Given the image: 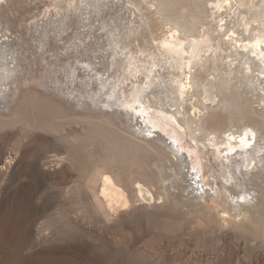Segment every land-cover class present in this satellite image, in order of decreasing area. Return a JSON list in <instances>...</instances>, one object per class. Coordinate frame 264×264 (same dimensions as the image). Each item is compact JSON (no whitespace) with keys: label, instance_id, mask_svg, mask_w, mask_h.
<instances>
[{"label":"rangeland","instance_id":"obj_1","mask_svg":"<svg viewBox=\"0 0 264 264\" xmlns=\"http://www.w3.org/2000/svg\"><path fill=\"white\" fill-rule=\"evenodd\" d=\"M6 1L7 2L0 0V16L3 17H0V37L4 39L9 31L7 37H10V41L12 40L11 42H14V47L11 46L10 49L12 50L7 51L5 55L0 52V86H3H1L0 93L4 90V95L0 94V115H3L2 118H4L3 120L6 122L5 124L2 121V124H5L4 126L0 124V264H264V205L261 206L259 204L260 201H258V196L255 198L252 195L258 190L256 189L257 186L253 189V184L251 185L252 189H250V187L248 190L246 188L249 187V185H247V187L241 186V188H236L231 191V193H224V191L219 188H217L218 191H216L217 184H223L224 182L231 184L232 177L227 174V171L229 173V168L227 170L220 164L219 167L210 170L209 167L211 164L207 163L204 158V160H201L202 153H199L201 152L200 145V148H197L196 144L198 143H196V141L194 142L190 140L189 137L187 138V136L184 137L183 135V132L185 134V132L188 131L187 129H190L189 132L196 133L197 135L199 133L198 138L200 137L203 139L209 131L211 132L213 130H206L207 133L206 131L202 132V130H199V125L201 124L199 119H194L195 121L193 120V123L190 122L188 125L190 128L185 121H182L181 124L174 122L176 118H178V113H176V111L174 113L172 110L179 109V107L182 108L181 112L184 113V116H194L197 114L195 116L198 117L197 108L201 105L200 103L203 101L204 97H202L201 91L197 90L190 82V84L186 83L187 86L189 85L187 88H193L198 91L199 94L190 88L189 93L187 89L178 88L179 82L177 83L176 81H179V79L181 80V78L183 82L187 81L184 79L185 77L188 79V77L185 76L187 70L185 73L183 69L181 71V69L177 68V71L176 67L173 66L174 62L172 61H174V59L171 57V54L168 55L169 57H167V59L166 54L168 53L160 47L161 45L158 46L159 48L157 45L160 44L159 42H161L162 39H167V36L170 35H173L177 40H179L181 36L183 40L187 37L188 41L192 35L187 36V33L183 30L181 31L186 33V35L181 34L180 30L179 32L177 31L180 36L173 31L177 34L175 35L169 25L168 28H171L169 29L171 32L167 33L169 30L165 32L166 30H164V27L168 29L165 24L167 21H165L163 15L156 13V6H154L153 1L150 2V0H130L129 2L128 0H112V4L110 3L111 0H87L90 3L86 0ZM212 1L213 0L208 1V8H210L207 9V15H212V18L208 17V19H210V22L213 20V23L209 22V24L206 22V19V23L203 22V28L201 26L202 29L199 27L201 29V32L199 31L201 35L197 33L195 34L196 37H194L200 39L201 36L203 38L206 33H208V35H206L207 38L210 35L209 39H211L209 41L211 44L209 46L210 51L208 50V52H210L211 55L215 51V47L217 46L216 43L220 39H222L220 41H223L224 38L225 41L228 40V34L230 35V40H228L229 43H239L243 47L238 44L237 50L244 49L247 51L246 44L236 40V35L238 31H242V28L244 32L248 25L257 24L260 21H257V19H260L259 14H254H257L258 11H256V9L261 6L260 4L264 6V0H247V2L245 0H243V2L239 0L238 3V0H227V4L221 9H216ZM240 1L241 5L242 3L244 4V7L246 6L245 3L248 4L249 2V8H247L245 12L243 11L245 14L247 13V19V16L244 15L243 17L241 13H239L240 15L238 16V9L240 7H238L237 4L240 5ZM139 2L141 5L138 4ZM213 2L216 3V0ZM254 3H256V5L258 3V5L256 6ZM87 5H89V7ZM226 5L229 6V8L226 7ZM250 5H253V7L256 6L257 8L255 7L254 9ZM263 6L262 9L264 8ZM105 7L108 8V11ZM251 8L254 11L252 16L250 14L252 13ZM248 9H251L250 12ZM101 10L104 11L102 12ZM84 12L86 15H84ZM100 12H102L103 15ZM152 13H155V15L158 14L164 19L162 20L159 16L154 19V14ZM213 13H215L216 16L213 15ZM233 13H235L236 16H233ZM262 13L264 12L262 11ZM71 14L74 15L72 16ZM150 14L152 16H150ZM229 15L230 17L232 15L233 18H229ZM4 16L6 19L8 17L9 22ZM68 16L69 18H67ZM257 16L258 18L255 20ZM14 17L15 19H12ZM220 17L223 18V21H221ZM226 17L229 20L233 19L239 21V24L233 20L229 21ZM252 17H254L255 23H249L251 22L250 20L253 21V19H251ZM145 18H149L147 22H144L146 21ZM243 19L246 23L243 22ZM148 20L151 21L149 22ZM154 20L159 22H155ZM162 21H164V23ZM227 22L231 23L229 24ZM160 24L162 26L164 25L163 28ZM205 24L207 28L208 26H211V28L209 27L210 29L208 28L207 30V28L204 27ZM222 24L226 26L229 24L230 26H228V29H230V32L232 31V34L227 33V35L221 38V35L224 33V30L221 31L220 28ZM233 24L236 26L232 30L231 26H233ZM244 24L245 27H243ZM145 26L148 28H145ZM154 27L158 32H154ZM5 29L8 31L6 32ZM147 29L150 30L148 31ZM205 31L207 32L204 33ZM162 33L165 35H162ZM150 35L152 36L151 39ZM155 35L156 37H154ZM159 36L161 38L163 36V38L161 39ZM194 37H192V39H195ZM154 39L155 41H153ZM168 39L170 38L168 37ZM187 39L185 41H187ZM233 40L235 43H233ZM188 41L183 42L189 45L194 42V40L191 41V43ZM178 42L181 41L179 40ZM228 42H226V44L222 43L223 46L225 47L226 45L225 48H228V53H231L232 50L234 52V47L236 48L237 44L232 45L228 44ZM188 44L185 47H188ZM250 44L252 45V43ZM183 45L185 44H182V46ZM149 46H153L152 48L154 50ZM207 48L204 50L205 53L202 51V55L199 54L200 57H202L200 59L205 58V54L206 57H209L210 53L207 54ZM156 50L157 52L159 51V53H157ZM217 50L218 49H216V51ZM152 52H156L160 57H158L156 53L154 55ZM164 53L165 57L163 56ZM214 53L212 56H214ZM9 57L16 59L14 62L18 63V70L15 75L8 80L4 77L3 69L7 66V62L10 59ZM154 57L155 60H153ZM162 57H164V60H172L170 61L172 63L164 61L165 63L169 62L170 67H167L168 63L165 66L164 62L162 61V63L160 61ZM229 58L232 59L231 57ZM200 59H196L197 63L201 61ZM157 60L159 61L157 62ZM154 61H156V64ZM146 64L147 66H145ZM171 65L175 73L173 70L169 69L172 67ZM139 66L141 68L145 67L143 71L148 75L146 73V75L143 74ZM150 66L153 69L150 68V70ZM244 66H247L246 63ZM147 68L149 71L146 70ZM175 70L177 73L181 72L180 74H183L182 76L179 74L181 78H179L180 76ZM244 70L245 69H243V71ZM149 72L151 75H149ZM240 73L238 76H240ZM259 74L260 75L256 78L258 82L260 79L262 80L264 76V73ZM138 75L140 76L138 77ZM170 75L172 76V83ZM150 78L152 80H150ZM242 78L243 76L241 77V81H243L239 86L241 89H245L244 86L246 84L249 86V84L246 83V79L244 80ZM6 80L8 81L6 82ZM175 82L178 86L175 85ZM170 84H172V86ZM259 85L261 86L262 84ZM248 86H246V88ZM34 89H40L39 91L43 93V95L50 98L53 97L54 103H57V105H54L56 111H53V115L52 113L47 114L49 115L47 117L50 118L49 121L46 120L45 116V123L48 122V124L46 123L47 125L40 126L39 128L38 126L34 128L33 125L36 115L28 116L30 114L33 115V112H29L24 116L23 112H18L14 109L15 107L12 106L15 99L20 98V96L22 98V94H25V92H34ZM176 89H179L178 92H176ZM182 89L183 91H181ZM185 91H187L186 95L182 94L185 97L182 96L181 98L179 96L181 94L179 93ZM177 95L179 96V100ZM172 96L175 97L173 98ZM126 97H128V100ZM133 99L136 100L134 101ZM141 99L144 101L143 104ZM181 99L184 100L185 103H183ZM180 103L181 106H178ZM148 104H150V106ZM140 105H143V111L145 109H149V111H144V114V112L141 111ZM160 108L164 111L161 110L162 112H160ZM184 109L189 110L187 112V110L185 111ZM14 110L19 115L23 113L21 118H19L20 116H17L18 119L15 118L16 115H14ZM166 110L168 112H165ZM172 112L173 114H171ZM186 112L188 114H186ZM88 113H90V115ZM50 114L52 117H50ZM94 114L98 116L101 115L100 117L103 118H106L105 115H108L107 119L110 118L109 123H116L110 125L113 129H118L119 124L120 127L123 125L126 129L130 127L129 130L137 131L136 133L138 136L142 135L141 137L146 136L151 138L149 140L150 143L153 144L155 141L153 140L154 142H152V138L154 139V136H156L158 132L167 138H170L173 134L172 136L174 138L171 136L172 139H176L179 145H182L181 153L175 152L179 153L177 157L183 158V155H181L182 151L183 153L185 152L184 154L190 153L191 157L186 158V161L185 158L183 160L181 158L174 159L172 158L175 156L174 153H171V157L167 156L170 154L167 153V158H163L167 163L166 166H168L164 169V171H166L164 173H167L165 179H168L166 185L170 187L168 188L169 192L171 191L170 194L174 191L171 196L167 194L162 197V194L160 195V193H162V188L158 186L159 184H156L155 187H151L154 189L153 192H157L154 193L155 197L158 196L156 199L151 200L142 199L135 191H132L134 189L131 188L130 205L127 207H120L115 213L113 212L114 214L111 213L110 220L106 219L102 212L98 210V207L96 208V203H93L95 199L93 196V188L89 181L91 174H89L88 171V163H92L94 159L90 154L95 155L96 153H102V142H100L99 139L98 141H96L97 139H92L90 141L88 140L89 143H87V140L83 139H89L88 136H90V133H87V130H89L88 123L90 124V122L88 121L90 118L89 116H96ZM79 115H83L81 117L84 118L80 119ZM85 116H87L88 123L84 121L86 118ZM157 116L161 118L159 119ZM163 117L166 118V122ZM154 118L159 120H155ZM169 118H172L171 121ZM12 119L16 120L10 122L9 120L12 121ZM31 119H33V121ZM145 119L150 122H147ZM160 121L162 122L160 123ZM106 123L107 122H105V125L109 127V124ZM171 124H174L173 126L175 128ZM252 124H254L252 121L246 120L238 125L240 130H237V127H233V129L236 130L235 132L238 131L239 134L245 133L246 135L245 131L250 132L247 134V136L251 134V138L248 137L250 143L253 145L254 143L259 144V141L256 142L258 140L257 136L259 135L258 130L256 132L254 128H251V126L253 127ZM167 125L173 128H169ZM115 126L116 128H114ZM123 126L121 128H123ZM167 128H169L168 131ZM173 129H175L174 132ZM228 129L225 131L227 134L230 132ZM243 129H245V131H242ZM251 129L255 130V132L251 131ZM170 132L171 134H169ZM78 134L80 136H78ZM253 134L255 135L253 136ZM200 135H202V137ZM80 139L84 140L83 144L86 141L84 147L83 144L80 143L82 142ZM170 139H167L168 142L172 140ZM173 140L171 142L177 144V142ZM77 141H79L80 144ZM91 141H94L97 145L95 144V146ZM187 141H193L191 142L193 145L191 143L190 145ZM186 143L188 144L186 145ZM89 144H92L93 148L92 145L88 148ZM263 144V141L262 145L261 143L259 144V147H263L262 154L261 152L256 154H261V159H264ZM73 149H77L75 151V156L78 154L80 156H77L78 159H76L80 161H75V163H73L72 161L74 160L70 158V155L74 153L72 152L74 151ZM238 149L240 148L238 147ZM77 151H79V153H77ZM131 151H133V149H131ZM237 151H232L231 155L229 154L230 151L225 150L223 153H217V157L222 159L224 163L225 161H230L228 157H238L237 159H241L240 156L234 154V152L238 153ZM137 152H140L138 154L141 155V158ZM137 152L136 155H132L134 152H132V154L129 152L132 157L128 153V159L130 157H138V160L140 158L143 161L142 163L140 160L141 165L144 164V166L149 163L150 166L147 165L148 168L144 167L145 173H143V167L139 169V171L142 170V172H138L143 175L145 174L147 177H155V171L157 169L153 167L156 169H154V171L151 164L153 161L155 162V159H158V157L160 159L162 155L158 156L157 154L156 156L154 152H146L143 149ZM9 159L12 160V163L8 165L7 169L5 168L2 171L1 167L5 161ZM130 159L129 161L131 162L132 159ZM172 160H174V162L171 163ZM134 161L133 159V164H136ZM202 161H204L206 165H204ZM80 162L87 163L86 165H88V167L85 168L86 165L84 166V164H80ZM177 163L180 164L178 165ZM193 163L196 165L198 164V166L203 169L201 172V175H203L202 183L207 186V188L205 187L206 192L202 188V184H200L201 187L198 186L199 184H195L200 181V178H198L200 176L196 175L192 165ZM232 163L233 164L230 162V166L233 167H230V171L232 168L234 173L237 171L236 173L240 174L238 162H236L238 165L234 164L233 161ZM161 164L163 165V161ZM78 165L81 166V168H79ZM240 165H243L244 169L246 168L243 159ZM260 165L261 163L259 166ZM82 167L87 169V171H83ZM254 169L255 173L257 167ZM250 170L252 169L250 168ZM182 172L184 173L182 174ZM262 174H259V176L262 177ZM173 183H176L174 184V188ZM198 187L200 188L198 189ZM208 189H210L209 193H213V196L211 194H207L209 196L205 195L208 193ZM159 191L160 193H158ZM232 193H234L235 197ZM244 193L246 194L244 195ZM248 193H250V195ZM244 196H248V198ZM252 196L257 200L255 202L253 201V204L251 203L252 200H254ZM159 197L160 200H158ZM245 199L249 200L251 206L250 204L248 205V202L247 206L244 203L245 205L242 206L241 210H243L245 214L242 211L240 215L237 202H244ZM215 208L217 210H215ZM226 210L231 220L225 223L222 217L226 216ZM219 211L220 216H218ZM219 218L221 219L220 221L218 220ZM218 222L222 225L220 226L221 229L217 227L220 224H218Z\"/></svg>","mask_w":264,"mask_h":264},{"label":"bare ground","instance_id":"obj_2","mask_svg":"<svg viewBox=\"0 0 264 264\" xmlns=\"http://www.w3.org/2000/svg\"><path fill=\"white\" fill-rule=\"evenodd\" d=\"M4 2H7L6 0H3ZM87 1V0H86ZM130 0H128V2H129ZM151 1H153V4H154V6H156V9H157V12L156 13H158V14H160V15H163V17L165 18V21H167L165 24L167 25V28H168V25L172 28H168V29H165V27H164V30H166L165 32H167L169 29H171L172 30V32L173 31H175V33H178L179 32V30L181 31V30H183L184 32H186L187 33V36H191L192 35V37H194L195 36V34H197V33H199V31L201 32V29L203 28L202 26H203V22H205V20L207 19V21L206 22H210L209 20L210 19H208V17H211L212 18V15L211 16H208L207 14H208V12H207V9H209L208 8V1L209 0H150V2ZM213 1H215V0H213ZM212 1V3H214V7L216 8V9H221V8H223V6L225 5V4H227L226 2H227V0H219V1H217L216 0V3L215 2H213ZM246 2H247V0H245ZM250 1V0H249ZM258 1V0H257ZM88 2V1H87ZM86 2V3H87ZM107 2H109V1H107ZM112 2V0L110 1V3ZM115 2V1H114ZM211 2V1H210ZM230 2V1H229ZM239 2V0L237 1V3ZM242 2H243V0H242ZM254 2V1H253ZM252 2V3H253ZM256 2V1H255ZM1 3V2H0ZM3 3V2H2ZM59 3V2H58ZM88 3H90V2H88ZM87 3V4H88ZM106 3V2H105ZM245 3V2H244ZM259 3H261V2H259ZM112 4V3H111ZM114 4H116V3H114ZM138 4H140V2L138 3ZM137 4V5H138ZM152 4V5H153ZM246 4V8L244 7V4L242 3V5H241V1H240V5L239 4H237L238 5V7H240L239 9H238V16L240 15L239 13H241L242 15H243V17H244V15L245 16H247L244 12H245V10H247V8H249L248 7V5H249V2H248V4L247 3H245ZM255 5H256V3H254ZM82 5V4H81ZM96 5H98V4H96ZM103 5V4H102ZM105 5V4H104ZM120 5V4H119ZM141 5V4H140ZM139 5V6H140ZM212 5V4H211ZM231 5V4H230ZM254 5V6H255ZM257 5H258V3H257ZM256 5V6H257ZM261 6L259 7V8H261V9H256V11H258L257 12V14H254V15H258L259 14V18L260 19H257L258 18V16L255 18V20L257 19V21L258 20H260L257 24H251V25H248L247 26V28L244 30V32H243V28H242V31H236L237 32V38H236V40H238V41H240V42H242V43H245L246 44V47H247V51H245L244 49H239V50H237L238 48V44L237 43H235L234 42V40H233V43H235V44H237L236 45V48L234 47V52H233V50H232V52L231 53H228L227 52V49L228 48H225L226 47V45H225V47L223 46V44H226V42H228V40H230V38H229V34H228V40L227 41H225V38H224V40L223 41H225V42H223V41H220V40H222V39H220L216 44H217V48L215 47V51H216V49H218L215 53H214V56H212L213 55V53H212V55H211V53L210 52H208V50L210 51V48H209V46H210V39H209V37H210V35L208 36V38L206 37V35H208V33H206L207 31H205L204 33H206L205 34V36L202 38V36H201V38L199 39V38H195V39H197V40H195V39H192V37H190V39H189V41H190V43H191V41H193L194 40V42L192 43V44H188V43H184V42H187L188 41V39H187V37L186 38H184L185 40L187 39V41H185V40H183V37H182V40L184 41H182L181 40V37H179L178 39L181 41V42H178L179 40H177L176 38H174V36L173 35H170V36H167V39L165 38V39H162L163 38V36H162V38L159 36V38H161L162 40H161V42H159V43H157V44H159V45H157V47L158 46H160V47H162V49L163 50H165V52L166 53H168V54H166V58L167 57H169L168 55H170L171 54V57L174 59V61H172V60H164L163 58L165 57V53H164V57H162V60H160L161 62L163 61H172V62H174L173 63V66L174 67H176V69L177 68H179V69H181V71H182V69L184 70L183 72H185L186 73V70H187V73H186V75L185 76H187L188 77V79H189V81H188V79H186V77L184 78V76H183V78L185 79V80H187V81H182V78H181V76L183 75H181L180 73H177V71H178V69H177V71H176V73L180 76L179 78H181V80L179 79V81H176L177 83H178V85H179V87L178 88H184V89H187V91H188V93H189V90L190 89H192V90H194L193 88H187L188 86L186 85V83H191V84H193V86H195L196 88H197V90H199V91H201V93H202V97H204L203 98V101L200 103L201 105L199 106V108H197V111H198V117L197 116H195V115H197V114H195L194 116H187L186 114H188L187 112H188V110H187V112H186V116H184V113H182L181 112V110H182V108L181 107H179V109H174V110H172V111H174V113H175V111H176V113H178V114H180V115H178L177 114V117L178 118H176V120L174 121L175 123L177 122L178 124L180 123L181 124V122L182 121H185L186 123H187V126L189 125V123L190 122H192L193 123V120L195 119V120H197V119H199V121H200V128H199V130H202V132H205L206 130H213V131H209L208 133H207V131H206V133H207V135L206 134H204V133H202V134H204V135H206L203 139L202 138H198V135H199V133H198V135L195 133H193V132H189V130L190 129H187V127H186V129L188 130L187 132H185V134H184V132H183V135H184V137L185 136H187V138L189 137V139L190 140H193L194 142L196 141V143H198V144H196V146H197V148L199 147V145H200V150H201V152H199V153H202L201 154V156H202V158H201V160H206L207 161V163H209V164H211L210 165V167H209V169L210 170H213L214 168H216V167H219V165L220 164H222L221 166H224V168L225 169H227L228 170V168H229V173H228V171H227V174H229L232 178V180H231V184H227L226 182H224L223 184L221 183V184H217L216 186V191H218V189L217 188H219L220 190H222V191H224V193L225 192H230L231 193V191H233V190H235L236 188L238 189L239 187L241 188V186H246L247 187V185H249V187H245L247 190H248V188H250L251 187V185H253L252 187H253V189H254V187H256V189H258V190H256V192H254L252 195L255 197V198H257L256 196H258V201H260L259 202V204L261 205V206H263L264 205V159H261L260 157L262 156L261 154H262V146H260L259 147V144L261 143V145H262V141H263V143H264V76H263V78H262V80L260 79H258L259 80V82L257 81V76H259L260 74L259 73H264V13H262V11L264 12V8L262 9V4H260ZM68 6V5H67ZM88 7H89V5H87ZM109 6V5H108ZM107 6V7H108ZM111 6V5H110ZM251 6V5H250ZM255 6V7H256ZM86 7V6H85ZM88 7H87V9H88ZM225 7V6H224ZM226 7H228L229 8V6H227L226 5ZM232 7V6H231ZM236 7V6H235ZM251 7H253V5L251 6ZM255 7H253L254 9H255ZM264 7V6H263ZM110 8V7H109ZM257 8V7H256ZM62 9V8H61ZM84 9H86V8H84ZM105 9H107V11H108V8H106L105 7ZM155 9V10H156ZM213 9V8H212ZM235 9V8H234ZM237 9H236V11H237ZM252 9V8H251ZM251 9H248L249 10V12H250V10ZM4 10H5V8H4ZM89 10V9H88ZM149 10V9H148ZM102 12L104 11V10H101ZM236 11H235V13H236ZM244 11V12H243ZM259 11H260V13H259ZM87 12V11H86ZM91 12H92V10H91ZM102 12H100V13H102ZM217 12V11H216ZM220 12V11H219ZM248 12V13H249ZM253 9H252V13H250L251 14V16H252V14H253ZM81 13V12H80ZM105 13V12H104ZM235 13H233L234 15L233 16H236L235 15ZM12 14V13H11ZM64 14V13H63ZM89 14H90V12H89ZM152 14H154L153 15V17H154V19H156L157 18V16H159L158 14L157 15H155V13H152ZM217 14V13H216ZM69 15V14H68ZM72 15V14H71ZM74 15V14H73ZM72 15V16H73ZM84 15H86L85 14V12H84ZM102 15H103V13H102ZM105 15H106V13H105ZM213 15H215V13H213ZM221 15V14H220ZM241 15V16H242ZM9 16V15H8ZM150 16H152L151 14H150ZM216 16V15H215ZM224 16V15H223ZM240 16V17H241ZM250 16V15H249ZM1 17V16H0ZM7 17V16H6ZM79 17H81V16H79ZM90 17V16H89ZM96 17V16H95ZM103 17V16H102ZM156 17V18H155ZM160 17V16H159ZM158 17V18H159ZM219 17V16H218ZM222 17V16H221ZM220 17V18H221ZM229 18H231L232 17V15H231V17H230V15L228 16ZM240 17H238V18H240ZM242 17V18H243ZM1 18H3V17H1ZM1 18H0V20H1ZM4 18H5V16H4ZM10 18V17H9ZM44 18H45V16H44ZM67 18H69V16L67 17ZM88 18V17H87ZM150 18V17H149ZM149 18H147V19H149ZM152 18V17H151ZM161 19H162V17H160ZM163 18V19H164ZM227 18V17H226ZM233 18V17H232ZM248 18V16L246 17V19ZM254 17H252L251 19H253ZM6 19V18H5ZM12 19H15V17L14 18H12ZM76 19V18H75ZM90 19H91V17H90ZM146 19V18H145ZM147 19H146V21H144V22H147ZM162 19V20H163ZM219 19V18H218ZM228 19V18H227ZM237 19V18H236ZM250 19V18H249ZM8 22H9V20H8V17H7V19H6ZM44 20V19H43ZM83 20H85V19H83ZM86 20H88V19H86ZM159 20V19H158ZM229 20V19H228ZM230 20H233V19H230ZM229 20V21H230ZM240 21H242L241 19H239ZM254 19H253V21L252 20H250L251 22H249V23H255L256 21H255ZM10 21H12V20H10ZM35 21V20H34ZM69 21V20H68ZM149 21V20H148ZM151 21V20H150ZM149 21V22H150ZM155 22L157 21V20H154ZM221 21H223V18H221ZM233 21H235V20H233ZM245 20L243 19V22H244ZM255 21V22H254ZM2 22V21H1ZM45 22V21H44ZM79 22H80V20H79ZM154 22V23H155ZM157 22H159V21H157ZM163 23H164V21H162ZM205 22V23H206ZM235 22H237L238 24H239V21H235ZM248 22V21H247ZM7 23V22H6ZM32 23V22H31ZM43 23V22H42ZM210 23H213V20L210 22ZM209 23V24H210ZM225 23V22H224ZM227 23H229V22H227ZM231 23V22H230ZM229 23V24H230ZM236 23V24H237ZM241 23V22H240ZM244 23H246V22H244ZM249 23H247V24H249ZM1 24H3V23H1ZM34 24V23H33ZM40 24H41V22H40ZM81 24V23H80ZM202 24V25H201ZM208 24V25H209ZM221 24V23H220ZM226 24V23H225ZM221 25L220 26V28H221V31L222 30H224V33H223V35H221V38L223 37V36H225V35H227V33H230V34H232L231 32H230V29H228V26H230L229 24H227V26L226 25ZM235 24V23H234ZM233 24V26H231L232 28V30H233V28H235V26L236 25H234ZM246 24V25H247ZM16 25V24H15ZM35 25V24H34ZM37 25V24H36ZM63 25V24H62ZM87 25V24H86ZM85 25V26H86ZM161 25V24H160ZM165 25V26H166ZM232 25V24H231ZM4 26V25H3ZM5 26H6V24H5ZM143 26V25H142ZM162 26V25H161ZM164 26V25H163ZM163 26H162V28H163ZM202 28H201V27ZM238 26V25H237ZM240 26H241V24H240ZM36 27V26H35ZM82 27H84V26H82ZM147 26H145V28H146ZM153 27V26H152ZM160 27V26H159ZM201 29H200V28ZM204 27H206L207 28V25L205 24V26ZM211 28V26H208V28ZM226 27H227V29H226ZM239 27V26H238ZM237 27V28H238ZM243 27H245V24H244V26ZM85 28H87V27H85ZM89 28V27H88ZM148 28V27H147ZM161 28V27H160ZM161 28V29H162ZM206 28H205V30H206ZM208 28H207V30H208ZM209 28V29H210ZM230 28V27H229ZM236 28V29H237ZM7 29H8V27H7ZM7 29H5V31L7 32L8 30ZM40 29H41V26H40ZM69 29V28H68ZM151 29H153V28H151ZM235 29V30H236ZM4 30V29H3ZM148 31L150 30V29H147ZM154 30H155V27H154ZM171 30H169L167 33H169V32H171ZM204 30V29H203ZM226 30V31H225ZM238 30V29H237ZM5 31H4V33H5ZM152 31V30H151ZM158 32V30H155L154 32ZM159 31H161V30H159ZM163 31V30H162ZM178 31V32H177ZM227 31H229V32H227ZM9 32V31H8ZM8 32H7V34H8ZM234 32V31H233ZM235 32V33H236ZM241 32H243V33H241ZM174 32H173V34H175ZM186 33H183L182 31H181V34H185L186 35ZM202 33H203V31H202ZM218 33V32H217ZM6 34V37L3 39V38H1L0 37V52H1V54H4L5 55V53L7 52V51H9V50H12V49H10V47L12 46V47H14L13 46V44H14V42H11L10 41V39L7 37L8 35ZM156 34V33H155ZM190 34V35H189ZM200 34V33H199ZM152 35V34H151ZM150 35V39H151V36ZM162 35H165V34H163L162 33ZM175 35H177V34H175ZM201 35V34H200ZM203 35V34H202ZM216 35H218V34H216ZM235 35V34H234ZM43 36V35H42ZM148 36V35H147ZM178 36H180V34L178 33ZM178 36H176V37H178ZM232 36V35H231ZM3 37V36H2ZM154 37H156V35L154 36ZM165 37V36H164ZM168 37L170 38V39H168ZM198 37V36H197ZM206 37V38H205ZM233 37V36H232ZM235 37V36H234ZM50 38V37H49ZM158 38V37H157ZM218 38V37H217ZM233 39V38H232ZM47 40V39H46ZM145 40H147V39H145ZM157 40V39H156ZM215 40V39H214ZM149 41V40H148ZM153 41H155V39L153 40ZM158 41V40H157ZM188 41V42H189ZM48 42V41H47ZM147 42V41H146ZM45 43H46V41H45ZM152 43V42H151ZM153 43H156V42H153ZM185 44V45H183L182 46V44ZM223 43V44H222ZM250 43H252V45L250 44ZM187 44L189 45L188 47H185V46H187ZM228 44H232V43H229L228 42ZM235 44H232V45H235ZM245 44H243V45H245ZM250 44V45H249ZM146 45V44H145ZM240 46H241V44H239ZM153 46H156V45H153ZM152 46V47H153ZM150 48H152L151 46H149ZM208 47V48H207ZM241 47H243V46H241ZM159 48V47H158ZM158 48H157V50H158ZM205 48H207V54H209L210 53V55H209V57L207 56L206 57V54H205V58H203V59H200V58H202V57H200V55L199 54H201L202 55V51H204V50H206ZM240 48V47H239ZM5 49H7V50H5ZM148 49V48H147ZM152 50H154L153 48H152ZM157 50H156V52H157ZM162 51V50H161ZM155 52V53H156ZM164 52V51H163ZM163 52H162V54H163ZM227 52V53H226ZM260 54H259V53ZM13 53V52H12ZM149 53V52H148ZM152 53H154V52H152ZM155 53H154V55H155ZM157 53H159V51L157 52ZM156 53V54H157ZM203 53H205V51L203 52ZM255 53H256V55H255ZM146 54H147V52H146ZM150 54V53H149ZM254 54V55H253ZM159 54H157V56H158ZM99 56V55H98ZM149 56V55H148ZM156 56V57H157ZM212 56V57H211ZM150 57H151V55H150ZM158 57H160V56H158ZM229 57H231L232 59H230ZM10 58V57H9ZM144 58V57H143ZM165 58V59H166ZM200 59L201 61L199 62V63H197V60L196 59ZM151 59H153V58H151ZM156 59H158V58H156ZM160 59V58H159ZM168 59V58H167ZM8 60V59H7ZM99 60V59H98ZM153 60H155V57H154V59ZM14 61H16V59H13V57L12 58H10L9 59V61L7 62V66L3 69V73H4V77H5V79H10L11 77H13L14 75H15V73H16V71L18 70V63H16V62H14ZM152 61V60H151ZM159 60H157V62H158ZM194 61H196V62H194ZM147 62V61H146ZM150 62V61H149ZM162 62V63H163ZM169 62H167V63H165L164 62V64H165V66H166V64L168 65L167 67H170L169 66ZM172 62H170V63H172ZM100 63V62H99ZM151 63V62H150ZM154 63L156 64V61H154ZM246 63V67L244 66V64ZM3 64V63H2ZM148 64V63H147ZM147 64L145 65V66H147ZM243 64V65H242ZM4 65V64H3ZM148 65H150V64H148ZM159 65H161V64H159ZM196 65V66H195ZM53 66V65H52ZM152 66V65H151ZM149 67V69L150 68H152V67ZM156 66H158V65H156ZM162 66H163V64H162ZM164 66V67H165ZM172 66V65H171ZM173 66L171 67V68H173ZM138 67V66H137ZM140 67V66H139ZM163 67V68H164ZM141 68V67H140ZM143 68H145V67H143ZM143 68H141L142 69V72H143V74H145L144 73V71H143ZM171 68H169L170 70H173V72H174V68L173 69H171ZM2 69V68H1ZM141 69H139V70H141ZM153 69V68H152ZM167 69V68H166ZM243 69H245L244 71H243ZM146 70H148V68L146 69ZM151 70V69H150ZM169 70V71H170ZM2 71V70H1ZM138 71V70H137ZM149 71V70H148ZM154 71H155V69H154ZM159 71V70H158ZM151 72V71H150ZM150 72H149V75H151L150 74ZM170 72H172V71H170ZM241 72V73H240ZM175 73V72H174ZM173 73V74H174ZM239 73H240V76H238L239 75ZM142 74V73H141ZM147 74V73H146ZM145 74V75H146ZM170 74V73H169ZM189 74V75H188ZM242 74V75H241ZM148 75V74H147ZM153 75V74H152ZM175 75V74H174ZM263 75V74H262ZM135 76H136V74H135ZM140 75H138V77H139ZM171 76V75H170ZM176 76V75H175ZM243 76V78L242 79H246L247 80V82L246 83H248L249 84V86L246 84L244 87H245V89L243 90V89H241V87L239 86L240 85V83L243 81H241V77ZM261 77V76H260ZM3 78V77H2ZM177 78V77H176ZM176 78H175V80H176ZM183 79V80H184ZM4 80V79H3ZM8 80H6V82L8 81ZM149 80V79H148ZM150 80H152L151 78H150ZM171 83H172V76H171ZM10 81H12V80H10ZM5 82V81H4ZM173 82H174V79H173ZM176 82H175V85H177L176 84ZM189 83V84H190ZM34 84V83H33ZM159 84V83H158ZM243 84V83H242ZM259 84H262L261 86L259 85ZM171 86H172V84H170ZM169 85V86H170ZM173 85H174V83H173ZM174 85V86H175ZM177 85V86H178ZM2 86V85H1ZM1 86H0V89H1ZM192 86V85H191ZM246 86H248L247 88H246ZM3 87V86H2ZM175 88H177V87H175ZM4 89V88H3ZM8 89V88H7ZM6 89V90H7ZM25 90V89H24ZM36 89H34V92H25V94H22V98H21V96H20V98H17V99H13L14 100V102H13V100H12V102H13V104H12V106L13 107H15L14 109L15 110H17L18 112H23L24 113V116H26L25 114H27V113H32L33 112V115H28V116H34V115H36V118H35V120L33 121V119H31L32 121H33V125H34V128L36 127V126H38V128L40 127V126H43V125H47L48 124V122H46L45 123V116H46V120L47 121H49V117H47V116H49V115H47V114H49V113H52V115H53V111H56V107L54 108V105H57V103L55 104L54 103V99H53V97L52 98H50V97H47V96H45V95H43V93H41L39 90H36ZM173 90V89H172ZM177 90V89H176ZM179 90V89H178ZM178 90L176 91V92H178ZM3 92L2 93H0V94H2V95H4V90H2ZM22 91V90H21ZM45 91V90H44ZM51 91V90H50ZM127 91V90H126ZM175 91V90H174ZM181 91H183V89L181 90ZM187 91H185V92H180L179 94H181V95H179L181 98H182V96L183 95H186V92ZM195 92H197V94H199V92L198 91H196V90H194ZM194 91H192V92H194ZM1 92V91H0ZM132 92H134V91H132ZM131 92V93H132ZM124 93V92H123ZM187 93V94H188ZM52 94V93H51ZM54 94V93H53ZM183 94V95H182ZM177 95V97H178V100H179V96ZM9 96V95H8ZM125 96H127V95H125ZM137 96V95H136ZM198 96V95H197ZM201 96V95H200ZM138 97V96H137ZM141 97V96H140ZM173 97V96H172ZM175 97V96H174ZM173 97V98H174ZM183 97H185V96H183ZM6 98V97H5ZM124 98V97H123ZM127 98V100H128V97H126ZM161 98V97H160ZM198 98V97H197ZM176 99V98H175ZM184 99V98H183ZM130 100V99H129ZM134 100V99H133ZM136 100V99H135ZM134 100V101H135ZM182 100V99H181ZM180 100V101H181ZM201 100V99H200ZM133 101V102H134ZM141 101H142V104L144 103V101L141 99ZM195 101V100H194ZM4 102V101H3ZM6 102V101H5ZM58 102V101H57ZM130 102H131V100H130ZM182 102L183 103H185L184 102V100H182ZM88 103V102H87ZM86 103V104H87ZM128 103H129V101H128ZM136 103H138V102H136ZM194 103V102H193ZM7 104V103H6ZM146 104V103H145ZM151 104V103H150ZM150 104H148L149 106H150ZM137 105V104H136ZM152 105V104H151ZM184 105V104H183ZM182 105V106H183ZM11 106V107H12ZM141 106V105H140ZM143 106V105H142ZM142 106H141V109H142ZM144 106H146V105H144ZM148 106V107H149ZM178 106H181V103H180V105H178ZM186 106V105H185ZM189 106V105H188ZM137 107V106H136ZM155 107V106H154ZM4 108H6V107H4ZM8 108V107H7ZM17 108V109H16ZM90 108V107H89ZM145 108V107H144ZM150 109H152L151 107H149ZM165 108V107H164ZM178 108V107H177ZM184 108V107H183ZM54 109V110H53ZM58 109V108H57ZM139 109V108H138ZM141 109H139V110H141ZM154 109V108H153ZM158 109V108H157ZM4 110V109H3ZM13 110V109H12ZM13 111L14 112V115H16V117L15 118H17V116H20L19 118H21V116H22V114H18L16 111ZM88 110V109H87ZM136 110H137V108H136ZM146 110H148L149 111V109H145L144 111H146ZM162 109L160 108V112H162V111H164V110H162ZM185 110V109H184ZM185 110V111H186ZM141 111H143V109L141 110ZM143 111V112H144ZM159 111V110H158ZM185 111H183V112H185ZM16 112V113H15ZM26 112V113H25ZM85 112V111H84ZM147 112V111H146ZM165 112H168L167 110L165 111ZM169 112H170V110H169ZM81 113V112H80ZM83 113V112H82ZM149 113V112H148ZM182 113V114H181ZM197 113V112H196ZM85 114V113H84ZM83 114V115H84ZM89 115H90V113H88ZM101 114H102V112H101ZM106 114V113H105ZM110 114V113H109ZM144 114H145V112H144ZM147 114V113H146ZM166 114H168V113H166ZM171 114H173V112L171 113ZM190 114V113H189ZM39 115V116H38ZM52 115L50 114V117H52ZM83 115H81V116H83ZM94 115H96V114H94ZM111 115V114H110ZM109 115V116H110ZM192 115V114H191ZM1 117H0V124H2L3 122H4V118H2L3 117V115L1 114L0 115ZM60 116V115H59ZM80 116V115H79ZM80 116V119H82V118H84V117H81ZM88 116V115H87ZM87 116H85L86 118V120L84 119V121H86L85 123H88V122H90V124L88 123V127H89V130H87V133L89 132L90 133V136H88L89 137V139H85V138H83L84 140H87V143H89L88 142V140L90 141V140H92V139H94V140H96V141H98V139H99V141L100 142H102V144L101 143H98V144H101V146L103 147V151H102V153H100V154H90L91 156H93V160H92V163H88V165H89V167H88V165H86L85 163H82V162H80V164H84V166H85V168H87L88 167V171H89V174H91V178H90V184L92 185V188H93V196H94V199H95V202L93 201V203H96L95 205H96V208L98 207V210H100L101 212H102V214L106 217V219L107 220H110L111 219V213H115V211H117L120 207H127V206H129L130 205V203H131V197H130V189L131 188H133L134 190H132V191H135L136 193H137V195L139 196V197H141L142 199H148V200H151V199H156V197H158V196H156L155 197V192H153V188H151V187H155V185L156 184H159L158 186H160L161 188H162V190H161V192L162 193H160V191L158 192V193H160V195L162 194V197H163V195H167V194H170V192H169V189L168 188H170V187H168L167 185H166V182H168V179L166 180L165 179V176H166V174L164 173V172H166V171H164V169H165V167H168V166H166L167 165V163H166V161H164L165 159H163L164 157L165 158H167V156H170L171 155V153H174V155L175 156H173L172 158H174V159H176V158H179V156L177 157V154L179 155V153H181L180 151L182 150L181 149V146L179 145V143L176 141V139H174L176 142H177V144H174V142H171L173 139H172V137L170 136V138L172 139H170V138H167L166 136H164L163 134H161V133H159L158 132V134H156V136H154V139L152 138V142H154V144L153 143H150V140L149 139H151V138H148V137H146V136H143V137H141V136H138V134L135 132V130L134 131H131V129L129 130V128L130 127H127V129L126 128H124V126L123 125H121V127L123 126V128H121L120 127V124L118 125L119 126V128L118 129H113V127L111 126L110 127V125H112L113 123H115V122H113V123H109V120H110V118L109 119H107V116L108 115H105L106 116V118H103V117H100V116H98V115H96L95 117L93 116H89L88 118H89V121H88V119H87ZM104 116V115H103ZM104 116V117H105ZM142 116H144V115H142ZM141 116V117H142ZM156 116V115H155ZM40 117V118H39ZM112 117V116H111ZM159 116H157V118H158ZM176 117V116H175ZM191 117H193V118H191ZM195 117V118H194ZM2 118V119H1ZM48 118V119H47ZM117 118V117H116ZM148 118V117H147ZM156 118V117H155ZM154 118V119H155ZM161 117H159V119H160ZM18 119V118H17ZM159 119H155V120H159ZM163 119H164V121H165V119L166 118H164L163 117ZM162 119V120H163ZM168 119V118H167ZM170 119V118H169ZM172 119V118H171ZM171 119H170V121H171ZM16 119H12V121L11 120H9L10 122H13V121H15ZM146 121H147V119H145ZM152 120V119H151ZM194 120V121H195ZM252 121V123H254V124H252L253 125V127L251 126V128H254L255 130H256V132H257V130H258V133H259V135L257 136V138H258V140H257V138H256V142H258L259 141V144H255L254 143V145L252 144V143H250V139L249 138H251L250 137V135L249 136H247V134H249L250 132H247V131H245V129H243L242 131H245L246 132V135H245V133H238V131L237 132H235L236 130H234L233 129V127H237L236 129L237 130H240L239 128V126L238 125H240L243 121ZM3 121V122H2ZM6 121V120H5ZM53 121V120H52ZM77 121V120H76ZM84 121H82V122H84ZM88 121V122H87ZM121 121H123V120H121ZM163 121V122H164ZM105 122H107L106 124H109L108 126L110 127H107L106 125H105ZM147 122H150V121H147ZM159 122V121H158ZM157 122V123H158ZM162 121H160V123H161ZM166 122V121H165ZM164 122V123H165ZM169 122V121H168ZM167 122V123H168ZM197 122V121H196ZM5 124H6V122H4ZM173 123V122H172ZM5 124H2L3 126L5 125ZM30 124V123H29ZM116 124V123H115ZM150 124V123H149ZM149 124H148V127H149ZM169 124V123H168ZM184 124V123H183ZM198 124V123H197ZM164 125V124H163ZM162 125V126H163ZM170 125V124H169ZM169 125H167V127H169ZM172 126L174 125V124H171ZM193 125V124H192ZM250 125V124H249ZM114 126V125H113ZM160 126V125H159ZM164 126H166V125H164ZM172 126H170V127H172ZM185 126V125H184ZM196 126V125H195ZM198 126V127H199ZM32 127V126H31ZM51 127V126H50ZM156 127V126H155ZM169 127V128H170ZM174 127V126H173ZM172 127V128H173ZM189 127V126H188ZM197 127V128H198ZM239 127V128H238ZM248 127V126H247ZM37 128V127H36ZM114 128H116V126L114 127ZM169 128H167V131L169 130ZM175 128V127H174ZM178 128V127H177ZM190 128V127H189ZM192 128V127H191ZM211 128H213V129H211ZM229 128V129H228ZM249 128V127H248ZM180 129V128H179ZM182 129V128H181ZM227 129H228V131H230L228 134L225 132V131H227ZM156 130V129H155ZM157 130H160V129H157ZM174 130L175 129H173V132H174ZM234 130V131H233ZM255 130H253V129H251V131H254L255 132ZM141 131V130H140ZM193 131V130H192ZM84 132V131H83ZM86 132V131H85ZM155 132V131H154ZM157 132V131H156ZM176 132V131H175ZM139 133V132H138ZM164 133V132H163ZM238 133V134H237ZM257 133V134H258ZM169 134H171V132L169 133ZM177 134H179V133H177ZM244 134V135H243ZM176 135V134H175ZM203 135V136H204ZM211 135V136H210ZM255 134H253V136H254ZM78 136H80L79 134H78ZM178 136V135H177ZM201 137H202V135H200ZM252 136V137H253ZM249 137V138H248ZM256 137V136H255ZM174 138V137H173ZM176 138V137H175ZM170 139L171 141L170 142H168V140ZM255 139V138H254ZM84 140H81L80 139V141H82V142H80V143H82L83 144V141ZM149 140V141H148ZM154 140V141H153ZM173 140V141H174ZM184 140H186V139H184ZM183 140V141H184ZM188 140V139H187ZM74 141H75V139H74ZM95 141V142H96ZM193 141H191V142H193ZM78 143H79V141H77ZM86 142V141H85ZM85 142H84V144H85ZM92 142V141H91ZM187 142H189V141H187ZM191 142H189V144L191 143ZM79 143V144H80ZM156 143V144H155ZM84 144H83V147H84ZM92 144H96L97 145V143H94V141L92 142ZM92 144H89L88 145V148H89V146L91 147V145ZM181 144H183V143H181ZM184 144H185V141H184ZM188 143H186V145H187ZM192 144V143H191ZM190 144V145H191ZM253 146H252V145ZM77 145V144H76ZM87 145V144H86ZM95 145V146H96ZM189 145V146H190ZM193 145V144H192ZM264 145V144H263ZM95 146H94V148H95ZM98 147V146H97ZM177 147V148H176ZM186 147V146H185ZM188 147V146H187ZM193 147V146H192ZM238 147L240 148V149H238ZM85 148H86V146H85ZM92 148H93V145H92ZM183 148V147H182ZM193 148H195V147H193ZM192 148V149H193ZM196 148V149H197ZM80 149V148H79ZM84 149V148H83ZM131 149H133V151H131ZM144 150V151H149V152H154L155 154H156V156H157V154H158V156H160V155H162V157L160 156V159H159V157H158V159H155V162L153 161V163L151 164V167L153 168V167H155V168H153V170L155 171V173H156V175H155V177L153 176V178L152 177H147L145 174L143 175L142 173H139V172H142V170H140L139 171V169L140 168H142V169H144V172L143 173H145V168L144 167H147V165L148 166H150L149 165V163L146 165V162L144 161V163H145V165L146 166H144V164H142L141 165V162H140V158H141V155L140 154H138V153H140V152H137L138 150ZM186 149V148H185ZM74 150V149H73ZM77 150V149H76ZM76 150H74V151H72V152H74V153H72V155H70V158H71V160H74V161H72L73 163H75V161H77L76 159H78V157L77 156H79V154L78 155H76L75 156V151ZM225 150H227V151H230V153L229 154H231V152L232 151H237L238 153H235L234 152V154H237L238 156H240V158L241 159H237L238 157H236V158H234V157H231V158H229L228 156V159H230V161H228V162H226L225 161V163L223 162V160L222 159H219V157H217V153H223ZM261 150V151H260ZM80 151V150H79ZM79 151H77V153H79ZM90 151V150H89ZM91 151H92V149H91ZM187 151V150H186ZM195 151V150H194ZM198 151V150H197ZM83 152V151H82ZM132 154V152H134L132 155H136V152H137V154L138 155H140L139 157V160H138V157L137 158H131L132 156H131V154ZM175 152H179V153H175ZM258 152H261V154H258V155H256ZM81 153V152H80ZM130 154V158L132 159H130L131 160V162L129 161V159H128V156H127V154ZM142 153V152H141ZM167 153H170L169 155H167ZM185 153V152H184ZM183 153V151H182V154L181 155H183L182 157L183 158H181L182 160L185 158V160H186V158H190L191 157V154L190 153H188V154H184ZM199 153H198V155H199ZM144 154V153H143ZM148 154V153H147ZM167 155V156H166ZM173 155V154H172ZM232 155V154H231ZM82 156V155H81ZM200 156V157H201ZM236 156V155H235ZM264 156V155H263ZM76 157V158H75ZM80 157V156H79ZM136 157V156H135ZM171 157V156H170ZM195 157V156H194ZM193 157V158H194ZM199 157V156H198ZM142 158H143V156H142ZM162 158V159H161ZM171 158V159H172ZM179 158V159H180ZM204 158V159H203ZM221 158V157H220ZM80 159V158H79ZM133 159L135 160L134 162H136V164L138 163H140L139 165H141V166H139L138 164L136 165L135 163L133 164ZM137 159V160H136ZM170 159V160H171ZM196 159H198V158H196ZM227 159V160H228ZM242 159H243V162H244V164H245V166H246V168L244 169V166L243 165H240V162L242 161ZM143 160H144V158H143ZM178 160V159H177ZM195 160V159H194ZM78 161H80V160H78ZM77 161V162H78ZM83 161V160H82ZM142 161V160H141ZM147 161V160H146ZM151 161V162H152ZM162 161H163V165L161 164L162 163ZM187 161V160H186ZM196 161V160H195ZM205 161V162H206ZM232 161L234 162V164H236V162H238V164H239V169H240V174H237L236 172L234 173L233 171H232V166H230L231 164H233L232 163ZM130 162V163H129ZM172 162H174V160H172L171 161V163ZM203 163H204V161H202ZM230 162H231V164H230ZM12 163V160L11 159H9V160H7V161H5V163L3 164V166L1 167V170L3 171L5 168L7 169V167H8V165H10ZM142 163H143V161H142ZM261 163V165L259 166V164ZM77 164H79V163H77ZM178 164V163H177ZM180 164V163H179ZM178 164V165H179ZM238 164H236V165H238ZM242 164V163H241ZM193 165V168H194V170H195V172H196V175L197 176H200V177H198V178H200L199 180L200 181H198L197 182V180H196V182L197 183H195V184H199L198 186H200V184H202V188L204 189V191L206 190V188H207V186H205V185H203V183H202V181H203V179H202V176L203 175H201V172H202V167L200 168V166H198V164L196 165V164H192ZM204 165H206L205 163H204ZM209 166V165H208ZM78 167L79 168H81V166H79L78 165ZM179 167V166H178ZM230 167H232L231 168V171L233 172H231L230 171ZM255 167H257V169H256V172L254 173V168ZM138 168V169H137ZM148 168V167H147ZM150 168V167H149ZM250 168L252 169V170H250ZM9 169V168H8ZM82 169H83V171H87V169H84V167H82ZM147 170V169H146ZM234 170V169H233ZM82 171V172H83ZM139 171V172H138ZM175 171H176V169H175ZM208 171V170H207ZM235 171V170H234ZM250 171H252V172H250ZM86 173H88V172H86ZM85 173V174H86ZM177 173V172H176ZM184 172H182V174H183ZM263 173V174H262ZM165 174V175H164ZM172 174V173H171ZM210 174V173H209ZM259 174L261 175L262 174V177L261 176H259ZM86 175H88V174H86ZM258 175V176H257ZM88 176H90V175H88ZM175 176V175H174ZM177 177V176H176ZM174 178V177H173ZM183 178V177H182ZM227 178V177H226ZM88 179V178H87ZM196 179V178H195ZM170 180V179H169ZM180 180V179H179ZM87 181V180H86ZM172 181V180H171ZM170 181V182H171ZM176 181V180H175ZM212 181V180H211ZM217 181V180H216ZM173 182V181H172ZM177 182V181H176ZM89 183V182H88ZM216 183V182H215ZM219 183V182H218ZM168 184H170V183H168ZM174 184H176V183H173V188L175 187L174 186ZM193 184V183H192ZM208 184V183H207ZM256 184V185H255ZM259 184V185H258ZM172 185V184H171ZM170 185V186H171ZM157 186V187H158ZM159 187V188H160ZM172 187V186H171ZM192 187H193V185H192ZM201 187V186H200ZM200 187H198V189L200 188ZM206 187V188H205ZM252 187L250 188V189H252ZM173 188H172V190H173ZM214 188V187H213ZM152 189V190H151ZM156 189V188H155ZM245 189V190H246ZM157 190V189H156ZM209 190L210 189H208V193H206L205 195H207V194H211L212 196H213V193L211 192V193H209ZM219 190V191H220ZM241 190V189H240ZM246 190V191H247ZM254 190V191H255ZM158 191V190H157ZM213 191V190H212ZM206 192V191H205ZM237 192V191H236ZM248 192V191H247ZM132 193V192H131ZM157 193V192H156ZM172 193H174V191L172 192ZM171 193V194H172ZM221 193V192H220ZM171 194H170V196H171ZM222 194H223V192H222ZM233 194V196H234V193H232ZM231 194V195H232ZM241 194V193H240ZM246 193H244V195H245ZM249 195H250V193H248ZM255 194V195H254ZM157 195V194H156ZM211 195H210V197H211ZM226 195V194H225ZM169 196V195H168ZM169 196V197H170ZM202 196H203V194H202ZM207 196H209V195H207ZM252 196V197H253ZM133 197V196H132ZM135 197V196H134ZM165 197V196H164ZM216 197V196H215ZM227 197V196H226ZM235 197V196H234ZM245 198H248V196L246 197V196H244ZM251 197V198H252ZM253 197V198H254ZM168 198V197H167ZM251 198H250V201H251ZM255 198H254V200H252V204L255 202V201H257V200H255ZM218 199V198H217ZM216 199V200H217ZM224 199V198H223ZM158 200H160V197H159V199ZM165 200V199H164ZM238 201V200H237ZM243 201V200H242ZM254 201V202H253ZM204 202V201H203ZM202 202V203H203ZM247 202H248V205L250 204L249 203V200H246L245 199V201L244 202H241V201H239V202H237L238 203V205L237 206H239V209H240V211H239V214H240V212H242L243 210H241L242 209V206H244L245 204H246V206H247ZM232 203V202H231ZM245 203V204H244ZM205 204V203H204ZM209 206V205H208ZM250 206H251V204H250ZM259 206V205H258ZM137 207V206H136ZM249 207V206H248ZM248 207H247V209H248ZM264 207V206H263ZM263 207H262V209H263ZM206 208V207H205ZM245 208V207H244ZM243 208V209H244ZM251 208V207H250ZM238 209V208H237ZM206 210V209H205ZM215 210H217L216 208H215ZM256 210V209H255ZM264 210V209H263ZM252 211V210H251ZM260 211V210H259ZM244 212V211H243ZM247 212H248V210H247ZM113 213V214H114ZM219 213V215L218 216H220V211L218 212ZM226 213V214H225ZM224 214L226 215V216H223L222 217V219L225 221V223H226V221L227 222H229V220H231L230 219V216L229 215H227V210H226V212H225ZM238 214V215H239ZM244 214H245V212H244ZM222 215V214H221ZM241 215V214H240ZM262 215V214H261ZM208 216V215H207ZM264 216V215H263ZM239 218V217H238ZM252 219V218H251ZM205 220V219H204ZM219 221L221 220L220 218L218 219ZM208 221V220H207ZM223 221V222H224ZM240 221H242V220H240ZM222 222V223H223ZM220 222H218V224H219ZM216 225V224H215ZM210 226V225H209ZM220 226H222L221 225V223L217 226V227H219V229H221L220 228ZM215 227V226H214ZM216 228V227H215ZM235 229V228H234Z\"/></svg>","mask_w":264,"mask_h":264}]
</instances>
